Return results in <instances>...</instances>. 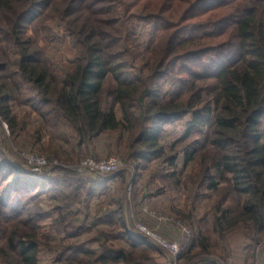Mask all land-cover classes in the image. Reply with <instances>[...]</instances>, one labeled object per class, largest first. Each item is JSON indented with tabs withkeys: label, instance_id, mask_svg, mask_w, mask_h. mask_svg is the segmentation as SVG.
Instances as JSON below:
<instances>
[{
	"label": "trees",
	"instance_id": "16d2710c",
	"mask_svg": "<svg viewBox=\"0 0 264 264\" xmlns=\"http://www.w3.org/2000/svg\"><path fill=\"white\" fill-rule=\"evenodd\" d=\"M48 1L0 0L4 19L0 34L18 55V70L12 74L15 81L0 82V110L10 126L14 128L7 102L19 90V78L31 83L44 102L54 101L56 109L75 124L80 140L105 130H133L139 125L135 142L140 148L135 147L133 153L137 158L162 154L159 133L163 123L190 114L188 134L211 122L205 141L200 143V162L207 174L213 168L231 175L228 181L236 198L245 195L237 212L255 230H264V0H238L235 4L234 0H64L63 14L85 12L87 23L73 29L66 22V33L73 36L77 48L76 65L62 72L59 85L52 82L46 64L24 33L28 18L51 5ZM17 3L23 5L19 12ZM101 14L113 17L106 20ZM133 19L162 31L143 44L136 36ZM107 25L112 31L106 30ZM177 63L178 71L187 76H175L169 97L159 100L160 80L170 76ZM107 79L111 80L107 94L119 105L120 119L112 106H101ZM24 176L12 160L0 157V183L5 177L12 178L0 193V254L15 251L12 258L8 255L7 264H38V225L36 218H19V196L41 189V181L40 177ZM14 192L19 194L13 202L10 196ZM56 211L63 227L73 230L65 231V237L86 230L83 220L75 226L67 219L77 214L67 205H57ZM114 214L117 209L104 216L109 221ZM94 220L92 225L108 222L101 217ZM11 222L15 223L9 229ZM120 226L125 231H119L117 237L126 238L131 249L107 247L102 242L98 252L84 243L64 244L63 234L57 248L60 262L128 264L134 255L145 254L151 240L133 235L122 221ZM111 232L103 231L104 240L108 235L116 237Z\"/></svg>",
	"mask_w": 264,
	"mask_h": 264
},
{
	"label": "rangeland",
	"instance_id": "374dc122",
	"mask_svg": "<svg viewBox=\"0 0 264 264\" xmlns=\"http://www.w3.org/2000/svg\"><path fill=\"white\" fill-rule=\"evenodd\" d=\"M48 3L51 5L37 9L28 18L24 33L46 64L52 82L59 85L62 72L71 71L76 65L77 48L73 46V36L66 33V22L69 21L73 29L80 27L87 23L86 13L64 15V0H49ZM19 5H16L18 12L23 7ZM100 17L109 20L113 16L101 14ZM132 21L136 24V36L143 44L162 31L151 23ZM1 23L4 19L0 14ZM106 28L112 31L109 25ZM2 37L0 34V65L3 66L0 82L10 84L15 81L12 74L18 70L15 63L18 55ZM178 68L179 63L170 76L160 80L159 100L169 97L175 76H187ZM18 81L19 90L7 102L14 128L0 110V157L12 160L26 176L40 177L41 189L19 196L22 209L19 218H36L38 225V264H62L57 248L63 234L64 244L84 243L99 252L104 242L107 247L129 250L128 240L117 237L121 235L119 231L124 230L120 221L130 233L147 237L152 243L146 247L145 254L134 255L128 264H264V230H255L254 225L237 212L238 202L243 201L245 195L236 198L228 181L230 174L213 168L207 174L200 162L203 151V143H200L205 141V132L209 131L211 122L207 121L188 134L190 114L163 123L159 133L162 154L137 158L133 153L135 147L140 148L135 142L139 125L133 130H105L80 140L75 124L56 109L53 100L44 102L31 83L21 78ZM104 83L101 106L106 109L112 106L120 119L119 105L107 94L111 80ZM51 93H54L53 88ZM51 96L54 99V94ZM136 113L140 111L136 109ZM143 123L149 125L148 121ZM110 158L117 159L119 165L109 173L90 170L84 164L89 160L101 162ZM38 161L42 163L37 167ZM11 180L3 179L0 193ZM14 193L10 196L13 202L19 192ZM63 204L77 213L76 217H67L73 225H80L82 220L86 222L85 231L65 237V231L73 233V230L63 227L56 211L57 205ZM116 209L117 214L108 221V216L104 215ZM100 217L108 222L92 225L94 219ZM12 223L15 222L10 223L9 229ZM103 231H112L116 237L108 235L104 240ZM2 241L0 237V243ZM161 241L177 244L178 252L173 253ZM14 252L0 254V264H7ZM118 264L126 263L120 261Z\"/></svg>",
	"mask_w": 264,
	"mask_h": 264
},
{
	"label": "built area",
	"instance_id": "2783aa9c",
	"mask_svg": "<svg viewBox=\"0 0 264 264\" xmlns=\"http://www.w3.org/2000/svg\"><path fill=\"white\" fill-rule=\"evenodd\" d=\"M40 163H42V161H38L37 163V167L39 165H41ZM84 164H86L90 170H93V171H99V172H102V173H109V172H113L114 169L119 165V161L115 158H110L109 160H106V161H101V162H95L93 160H89V161H85ZM37 167L35 169H37ZM141 230H143L144 232L150 234L144 227H140ZM151 236L153 238L154 235L151 234ZM162 245L164 247H167L170 251H172L173 253H176L178 252V245L173 243H166L165 241H161Z\"/></svg>",
	"mask_w": 264,
	"mask_h": 264
}]
</instances>
